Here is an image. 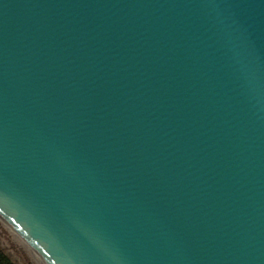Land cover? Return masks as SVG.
I'll use <instances>...</instances> for the list:
<instances>
[{
    "label": "water",
    "instance_id": "1",
    "mask_svg": "<svg viewBox=\"0 0 264 264\" xmlns=\"http://www.w3.org/2000/svg\"><path fill=\"white\" fill-rule=\"evenodd\" d=\"M0 218L45 264H264V0H0Z\"/></svg>",
    "mask_w": 264,
    "mask_h": 264
},
{
    "label": "rangeland",
    "instance_id": "2",
    "mask_svg": "<svg viewBox=\"0 0 264 264\" xmlns=\"http://www.w3.org/2000/svg\"><path fill=\"white\" fill-rule=\"evenodd\" d=\"M0 248L11 254L17 264H45L36 252L1 218Z\"/></svg>",
    "mask_w": 264,
    "mask_h": 264
},
{
    "label": "trees",
    "instance_id": "3",
    "mask_svg": "<svg viewBox=\"0 0 264 264\" xmlns=\"http://www.w3.org/2000/svg\"><path fill=\"white\" fill-rule=\"evenodd\" d=\"M0 264H17L11 254L0 248Z\"/></svg>",
    "mask_w": 264,
    "mask_h": 264
}]
</instances>
